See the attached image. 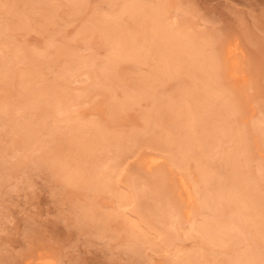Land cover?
<instances>
[{
    "label": "bare ground",
    "instance_id": "6f19581e",
    "mask_svg": "<svg viewBox=\"0 0 264 264\" xmlns=\"http://www.w3.org/2000/svg\"><path fill=\"white\" fill-rule=\"evenodd\" d=\"M42 1L44 0H24V4H40L42 12L39 24L45 26L53 20L54 7L51 3H46V0L45 3ZM99 1L107 7V14L111 19L105 20L100 15L94 14V16L90 15L89 21L87 20L95 32L99 33L98 36L102 38V42L107 43H103L107 46H105L107 49L104 60L98 63L96 71L90 69L94 79L103 83L121 61L134 62L143 49L146 50L145 53H153L157 56V65L152 67L151 78L137 79L132 86L130 85L125 90L122 89L120 96L114 93L107 94L102 90L99 93L103 98L100 103L101 105L103 103L109 114L116 115L140 100L149 101L148 110L141 115L143 129L152 132L153 126L165 125L168 127L164 136L156 135V137L153 133L154 137L148 141L150 147L158 150L162 155L164 154L165 157H162L161 161L165 160V166L158 167L161 157L148 156L146 162L142 161L145 163L143 170L145 174L148 173L146 177L140 176V182L135 179L128 180L124 189L115 188L116 168L109 166L108 161L120 159L122 153L129 150L125 144L127 139L124 140L107 131L100 122L71 118L69 110L71 104L67 103L68 100L63 93L64 88L59 85L60 83L52 86L47 93L31 92L32 71L27 69V74H25L26 72L24 75L18 74L14 81L19 96L16 105H14L16 117H11L9 114L11 109H8L0 99V122L9 127L8 132L15 139L14 141L12 139L15 147L13 150L18 152L10 168L17 169V167L31 162L37 166H45L53 181L58 185L60 194L75 195L79 198V203L75 208L78 213V224L82 227L88 225L89 228L94 229L96 234H100L105 230L108 231L106 227L115 222L117 230H113L114 233L110 239L119 241L126 248L125 250L133 256L141 257L144 246L160 250L163 249V245L168 246L173 242L176 237L172 230L175 231L182 224L188 222L192 215L189 206L193 205L195 211L198 210L201 219L198 224L190 225L191 234L189 235L201 237V248L199 247L201 250H203V245L205 247L217 246L224 250L223 253L226 254H224L226 257L218 260L216 264H264V218L260 214L254 213L257 208L261 207L257 196L259 187L257 188L256 182L260 179L264 180V162L257 164V170L254 173L241 172L243 168L247 167L250 146L245 133L242 130H235L233 135H229L232 142L231 147L223 153L224 156L221 160L219 159L220 164H217L222 170L225 169V173L228 170L230 172L227 173V176L221 172L226 177L224 176L222 181L216 182V179H220V175L214 179V172L211 170L212 165L210 164L212 161L207 153L210 151L203 150L206 148L203 143V122L199 121L201 119L198 120L197 117L196 120L193 117L194 112H192L196 106L202 109L203 105L206 107L210 99L219 101L217 97L225 96L229 91L225 79L240 82V75L243 73L241 68L243 67L239 60L241 57L239 44L235 43V40H227L228 42L226 41L217 48L209 47L206 55L203 56V47L196 45L186 30L174 29L166 25L161 5L146 7L141 5L143 3L140 0H138L140 3L137 0ZM67 2L70 11L75 10L76 14L73 11L75 15L83 11L84 0H67ZM84 31L85 28H82L79 35ZM84 34L85 37L87 33ZM92 36H94L93 33ZM100 37L97 38L100 40ZM70 51L71 49L65 45L57 52L59 56L67 57L65 63L68 62V70L74 72L80 65L87 64L88 67L93 65L91 59L87 60L90 64L77 58L74 59L71 57ZM15 59L20 62L29 61L32 64L36 62L34 56L29 53L16 56ZM173 61L181 64L179 66L181 70L171 68L174 66V64L172 66ZM180 73H187L193 85L179 80ZM241 77H244L243 74ZM164 79L175 80V82L176 79L179 80L178 99L180 102L171 103L154 98L152 81L159 80L161 82ZM243 82H245L244 79ZM99 85L100 89L104 87L101 83ZM225 91L226 93L223 94ZM234 109L233 113L238 111L237 105ZM34 116H36L38 124L31 121ZM258 127L255 124L248 128V132L244 130L247 135L254 136L253 140L256 146L264 145V143H260V140H264V135ZM221 130L220 132H222ZM44 136L54 138H51L52 140L49 142L50 139L45 140ZM130 139H132L130 142L135 143H139L141 140L137 134H133ZM53 142L55 145L49 147L48 151H40L38 157L33 158L34 156L30 155L31 152L39 151ZM210 142L208 141L209 144ZM7 149L2 148L0 154L6 153ZM11 149L12 147L9 148V150ZM105 150L113 152L114 157L111 159L104 156ZM15 151H13L14 154ZM73 154L76 157H73ZM210 157L214 160L212 156ZM190 162H193L191 168L189 167ZM216 163L214 162L215 168ZM156 168L155 174L150 176V171L156 170ZM165 169L180 171L181 174L184 173L185 177L191 176L194 171L193 174H196L198 178L193 176V180H199L200 186L204 185V190L201 187L199 191L198 183L197 190L193 185V180L191 181L192 190H189L188 187L191 184H185V179H182L183 175L179 182L180 188L176 190L177 187L173 185H177V183H173V185L170 183L173 187L167 183ZM189 169H192V172L188 175ZM177 175L180 176L179 173ZM169 176L171 178L172 174ZM186 178L189 180L188 177ZM171 180L173 181V179ZM2 184L3 179L0 178V187ZM210 184H213V187ZM209 185L212 189L209 188ZM102 191L108 193L112 204L108 211L102 210L98 205L97 197L91 194ZM212 208H217L219 211L221 209L223 212L225 210L226 213L221 212L220 214L223 216H220L219 213H217L219 216H216L217 214L207 216L203 213ZM152 229H157V232L160 230L163 234L161 236H164L162 244L155 243L157 238L154 236L155 239H153ZM241 242L246 243V248L243 250L239 248L240 251H238L239 249L235 250ZM161 245L162 248H160ZM177 256L174 257L176 259L172 263L202 264L201 261L199 262L202 257L197 255L196 251ZM40 261L42 264H53L51 260L47 259Z\"/></svg>",
    "mask_w": 264,
    "mask_h": 264
},
{
    "label": "rangeland",
    "instance_id": "374dc122",
    "mask_svg": "<svg viewBox=\"0 0 264 264\" xmlns=\"http://www.w3.org/2000/svg\"><path fill=\"white\" fill-rule=\"evenodd\" d=\"M140 1L143 3L141 5L146 7L161 5L166 25L174 29L186 30L192 36L194 43L203 47V56L206 55L209 47L217 48L227 40H235V43L239 44L237 45L241 49L239 53L241 57L238 58L241 67H243L241 69H243L244 77H241L242 74L240 75V82L225 79V84L229 88L228 93L225 91L223 93H226L225 96L217 97L219 101L210 99L206 104L207 108L204 105L203 109L196 106L192 112H194L195 119L197 117L198 120L201 119L199 121L203 122L204 148L206 146L203 150L210 151L207 153L212 161L210 164L212 165L211 170L214 172V179L220 175V179H216V182L225 178L230 172L226 169L228 171L225 173V169L222 170L218 165L220 164L219 159L221 160L224 156L223 153L232 145L229 137L235 130H242L245 133L250 146L247 167L243 168L241 172H256L257 164L264 162V145L256 146L253 140L254 136L247 135L244 130L248 132V128L256 124L264 135V0ZM140 1L138 2L140 3ZM84 2L83 11L75 15V10H73L74 14L68 8L67 0H46V3H51L54 7L53 20L52 23L43 26L39 24L42 12L40 4L25 5L24 0L0 1V99L8 109H11L9 111L11 117H16L14 105H16L19 96L14 81L18 74L24 75L27 69L32 71L31 92L47 93L52 86L60 83L59 85L64 88L63 93L68 100L67 103L71 104L69 105L71 118L100 122L107 131L124 140L127 139L125 144L129 150H125L120 159L108 161L109 166L116 168L114 187L124 189L128 180L135 179L140 182V176L146 177L148 173L145 174L143 170L145 164L143 162H146L148 156L161 157L158 167L165 166V160L161 161L165 157L164 154L162 155L158 150L150 147L148 141L154 137V134L161 137L166 133L168 127L165 125L153 126L152 132L143 129L141 115L148 110L149 101L147 100H140L128 106L123 112L111 115L103 103L101 105L100 102L103 98L99 93L104 90L107 94L114 93L120 96L121 92L130 85L132 86L137 79L152 76V67L157 65V56L153 53L147 54L143 49L144 51L141 50V54L134 62L121 61L103 83L98 82L97 79H94L92 71H96L98 63L104 60L107 46L103 44L105 41L102 42V38L98 36L99 33L95 32L88 21L90 15L94 16V14L100 15L105 20H109L111 17L107 14V7L101 1L84 0ZM42 3H45V0ZM82 28H85V31L79 35ZM84 33H87L85 37ZM97 37H100V40ZM65 45L71 49V57L89 64L90 62L87 60L91 59L93 67L83 64L78 66L74 72L68 70V62L65 63L67 57H61L57 53ZM24 53L32 54L36 62L32 64L29 61L20 62L15 59L16 56H21ZM242 59L243 61H241ZM172 66L171 68L181 70L179 69L181 64H177L175 61L172 62ZM179 80L193 85L187 73H180ZM179 80L176 79V82L169 79H164L161 82L153 80L151 87H153L154 98L171 103L180 102L178 99ZM100 83L104 86L101 89ZM236 105L238 111L233 113ZM31 121L34 124L39 123L36 116L32 117ZM0 126V150L8 148L6 153L0 154V178L3 179V184L0 187V264H42L40 261L42 259L51 260L53 264H174L172 262L175 261V256L195 251L202 257L201 260L198 259L202 264H216L218 260L226 257V254L223 253L224 250L217 246L205 247L203 245V250H201V237L189 235L191 234L190 225L198 224L201 219L198 210L195 211L193 205L189 206L192 215L188 222L182 224L179 229L172 230L176 237L171 242L172 244L163 245V249L160 250L144 246L141 257L133 256L125 250L126 248L119 241L110 239V236L117 230L115 222L106 227L108 231L105 230L106 232L100 234H96L94 229L89 228L88 225L80 226L77 222L78 213L75 209L79 198L75 195L60 194L58 185L53 181L45 166H37L31 162L17 167V169L10 168L15 161L16 153L18 154L13 150L12 139L13 141L15 139L9 134V127L5 123L0 122ZM133 134H137L141 138L140 144L130 142ZM51 138L54 137H43L45 140L50 139L49 142L52 140ZM208 141H211L210 144ZM260 143H264V140H260ZM49 144L39 151L31 152L30 155L34 156L33 158L38 157L40 151H48L49 147H53L54 142ZM11 147L12 149L9 150ZM103 154L107 158L114 157L113 152L108 150H105ZM103 161L105 160L103 159ZM214 162H217L216 168ZM191 166H193V162L189 163L190 168ZM155 171L157 168L150 171V176L155 174ZM166 172L167 183L169 185L177 183V185H173L177 187L176 190L180 188L179 182L182 179H185V184L189 185L194 179L193 176H196L193 171V175L186 176L189 179L187 180L184 173L181 174L180 171L166 170ZM191 172L192 169H189L188 175ZM221 172H224L226 176ZM175 173H179L180 176H176ZM215 173L217 174L215 175ZM170 174H172L171 178ZM221 175L223 176L221 177ZM193 182L196 189L198 188L196 185L199 184V191L204 190V185L200 186L199 180H193ZM256 183L257 188L259 187L257 196L261 207L257 208L254 213L260 214L264 218V206H262L264 204V180L260 179ZM172 185L171 187H173ZM210 185L213 187V184ZM191 186L192 184L189 185V190H192ZM91 194L97 197L98 205L102 210H110L112 204L106 191ZM216 209L212 208L203 213L207 216L217 213L223 216L220 213H226L225 210L223 212L221 209L220 211ZM156 230L150 231L153 239H155L154 236L157 238L155 243L160 244L164 240V236L161 237L163 234L160 230L159 232ZM151 232L149 233L151 234ZM241 243L236 246L235 250L246 248V243Z\"/></svg>",
    "mask_w": 264,
    "mask_h": 264
}]
</instances>
